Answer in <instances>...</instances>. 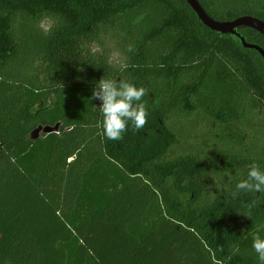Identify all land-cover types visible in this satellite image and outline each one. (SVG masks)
<instances>
[{
  "label": "trees",
  "instance_id": "trees-1",
  "mask_svg": "<svg viewBox=\"0 0 264 264\" xmlns=\"http://www.w3.org/2000/svg\"><path fill=\"white\" fill-rule=\"evenodd\" d=\"M198 1L264 21V0ZM102 77L147 89L139 132L100 134ZM254 161L264 59L186 0H0V264H258L264 192L236 190Z\"/></svg>",
  "mask_w": 264,
  "mask_h": 264
},
{
  "label": "clouds",
  "instance_id": "clouds-1",
  "mask_svg": "<svg viewBox=\"0 0 264 264\" xmlns=\"http://www.w3.org/2000/svg\"><path fill=\"white\" fill-rule=\"evenodd\" d=\"M145 95H148V91L144 86L138 87L124 79L102 77L92 93L94 99L102 102L98 108L102 114L100 134L107 140L119 141L124 138L130 125L134 132L143 129L148 116L147 106L143 102ZM236 190L264 192V170H261L257 162L248 165L247 178L239 180ZM261 231H264V225L258 226L252 236V248L257 255L258 264H264V236L260 235Z\"/></svg>",
  "mask_w": 264,
  "mask_h": 264
},
{
  "label": "water",
  "instance_id": "water-1",
  "mask_svg": "<svg viewBox=\"0 0 264 264\" xmlns=\"http://www.w3.org/2000/svg\"><path fill=\"white\" fill-rule=\"evenodd\" d=\"M188 5L193 9V11L197 14L200 21L210 30L213 32L222 34V35H232L241 40V43L244 48L250 50H256L260 53L262 58L264 59V49L258 45L248 43L246 38L241 35L239 32L240 28H250L262 36H264V21L252 17V16H245L238 18L234 21L229 22H221L217 21L216 19L212 18L207 11L203 8L198 0H186ZM59 125L55 128L52 127H40L36 130L33 134V138L37 139L41 132L44 131L45 134H51L55 131H58Z\"/></svg>",
  "mask_w": 264,
  "mask_h": 264
},
{
  "label": "rangeland",
  "instance_id": "rangeland-1",
  "mask_svg": "<svg viewBox=\"0 0 264 264\" xmlns=\"http://www.w3.org/2000/svg\"><path fill=\"white\" fill-rule=\"evenodd\" d=\"M52 25L53 24L50 20H45L40 25V28L44 31H48V29H50L52 27ZM92 50H93V52H97V53H100V52L102 53L104 50H106V55L109 57L110 62L115 67H122L124 64V58L118 52H116L115 49H113L109 44L104 49H101L100 46H98V45H94V46H92ZM37 130H38V128H37ZM44 134H45L44 131H42L40 136H42ZM249 140L251 141V139H249Z\"/></svg>",
  "mask_w": 264,
  "mask_h": 264
},
{
  "label": "flooded vegetation",
  "instance_id": "flooded-vegetation-1",
  "mask_svg": "<svg viewBox=\"0 0 264 264\" xmlns=\"http://www.w3.org/2000/svg\"><path fill=\"white\" fill-rule=\"evenodd\" d=\"M258 19H259V18H258ZM262 21H263V20H262ZM253 44L260 46L259 44H256V43H253ZM260 47H261V46H260Z\"/></svg>",
  "mask_w": 264,
  "mask_h": 264
}]
</instances>
